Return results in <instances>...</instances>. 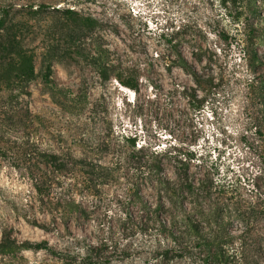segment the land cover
Here are the masks:
<instances>
[{"label":"rangeland","instance_id":"1","mask_svg":"<svg viewBox=\"0 0 264 264\" xmlns=\"http://www.w3.org/2000/svg\"><path fill=\"white\" fill-rule=\"evenodd\" d=\"M1 20L0 264H264V0H0ZM43 241L61 254L19 249Z\"/></svg>","mask_w":264,"mask_h":264},{"label":"trees","instance_id":"2","mask_svg":"<svg viewBox=\"0 0 264 264\" xmlns=\"http://www.w3.org/2000/svg\"><path fill=\"white\" fill-rule=\"evenodd\" d=\"M40 7H49V5L48 4H41ZM6 12H8V9ZM67 12L73 13L74 10L68 9ZM4 25H5V20H1L0 21V30L2 29V27ZM241 34L244 38H239V37H241ZM222 35H223L222 39L225 40L226 43H231V42L233 43V40H236V39H243L244 41L246 40V38L244 36L245 34L241 33L240 30L237 32V34H222ZM183 60H184V64H185L186 69L191 70L193 73H195V70H194L192 64L186 58H183ZM33 69L34 68L32 66L31 70L33 71ZM198 83L200 84L201 80H199ZM128 85H130L131 87L138 90L137 85H135V84H128ZM186 96L189 98V102L191 104L197 103L199 111L203 110V108L205 107V104L207 102V99L205 97L202 99H199L197 97L196 90L193 91L192 93H190L189 90H187ZM129 140H130L132 146L134 147V151H143L144 150L143 146L141 148L137 149L136 137H134V138L130 137ZM170 153H171V155L175 154L171 151H170ZM195 158L196 157H195L194 153L188 154L187 156H185L184 159H179L178 156H175V159L178 162V164H181V168L178 172V182L180 184V187H182L183 189L187 188L192 193L191 195L193 197L197 198V197H200L199 191L200 192L201 191L202 192L207 191L208 187L204 183H201V182L197 183L196 180H194L193 178L191 179V177L189 176L190 164L193 161V159H195ZM48 159H49L48 161L58 170H62L64 168L66 169V167L68 166V163H69L68 161L63 159L62 155H59V154H50V155H48ZM162 183L166 184V182H163V181H162ZM167 189H170V188H167ZM70 205H71V208H73L75 206V202L74 201L71 202ZM177 206H179V205H177ZM179 207L183 208L184 210L186 209V206H184L183 203H181V205ZM162 208H163V204H160V206L158 207V209L156 211L159 213ZM145 209H150L148 203H145ZM178 217L179 216H176V218L172 219L173 231L171 232V234L175 238L176 243L178 242V238H179L180 234H182V232L181 231L178 232L177 229L182 228L185 230H188V229L194 230L196 228V224L194 223L193 219H183L182 220L181 218H178ZM128 221H131L136 227L143 225L144 223L148 222L147 220H145V222H143V221L138 222V221H135L132 217H130ZM151 221H153L155 224L161 225L166 230H169L168 225L171 222H169V224H167V222L160 217H153V218H151ZM209 222L213 223L214 221L212 220V218H210ZM11 243H13V241H11ZM3 247L4 248L6 247L8 250H10V249L14 248V244H6V245H3ZM20 248L22 250L32 248L35 251H40V250L45 249V250H47L50 253L55 254V255L61 254V252H59L56 249H54L53 247H51V245L49 244L48 241H43V242L38 243L36 245L24 244L23 246L19 247V249ZM93 252H94L93 246L89 245L88 252L85 255L67 252V253H65V256L68 258L67 259L68 264H77V263L90 264V261H92L95 257L94 256L95 254ZM69 256H70V259H69Z\"/></svg>","mask_w":264,"mask_h":264}]
</instances>
